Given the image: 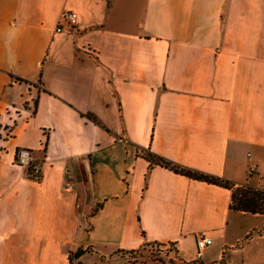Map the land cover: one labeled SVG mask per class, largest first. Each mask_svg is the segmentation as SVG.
I'll list each match as a JSON object with an SVG mask.
<instances>
[{
  "label": "crops",
  "instance_id": "obj_1",
  "mask_svg": "<svg viewBox=\"0 0 264 264\" xmlns=\"http://www.w3.org/2000/svg\"><path fill=\"white\" fill-rule=\"evenodd\" d=\"M6 126L0 264H264V215L149 159L264 189V0H0Z\"/></svg>",
  "mask_w": 264,
  "mask_h": 264
},
{
  "label": "trees",
  "instance_id": "obj_2",
  "mask_svg": "<svg viewBox=\"0 0 264 264\" xmlns=\"http://www.w3.org/2000/svg\"><path fill=\"white\" fill-rule=\"evenodd\" d=\"M149 159L158 165L171 169L173 172L184 175L190 179L206 182L230 190L232 193L231 209L234 211L264 215V189H259L249 184L236 185L235 183L216 177L194 173L177 167L176 165L153 155H149ZM82 254L83 252L79 251L76 254L71 255V264H75ZM76 264L81 263L78 262Z\"/></svg>",
  "mask_w": 264,
  "mask_h": 264
},
{
  "label": "built area",
  "instance_id": "obj_3",
  "mask_svg": "<svg viewBox=\"0 0 264 264\" xmlns=\"http://www.w3.org/2000/svg\"><path fill=\"white\" fill-rule=\"evenodd\" d=\"M79 25V17L75 12H64L59 18L56 33H73L76 32ZM13 136V126H6L0 130V137L10 139ZM14 163L27 172V176L34 180L39 181L42 175V165L35 160L33 151L31 149L20 148L17 150ZM254 167L250 169L253 173ZM213 244L212 239L208 238L205 233H201L197 237L198 254L197 258H201V252ZM174 247V246H173Z\"/></svg>",
  "mask_w": 264,
  "mask_h": 264
},
{
  "label": "rangeland",
  "instance_id": "obj_4",
  "mask_svg": "<svg viewBox=\"0 0 264 264\" xmlns=\"http://www.w3.org/2000/svg\"><path fill=\"white\" fill-rule=\"evenodd\" d=\"M173 245H157L151 244L143 249V252H138L135 257L140 258L145 263L151 264H169V258L171 254L174 256ZM76 264V262H75Z\"/></svg>",
  "mask_w": 264,
  "mask_h": 264
}]
</instances>
